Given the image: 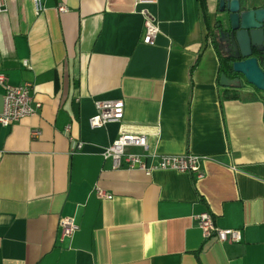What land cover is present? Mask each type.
Listing matches in <instances>:
<instances>
[{
    "label": "crops",
    "instance_id": "1",
    "mask_svg": "<svg viewBox=\"0 0 264 264\" xmlns=\"http://www.w3.org/2000/svg\"><path fill=\"white\" fill-rule=\"evenodd\" d=\"M218 4L43 0L37 14L33 0H0V73L41 104L0 125V264H264V94L223 97ZM117 100L122 119L90 127L94 103ZM121 133L144 136L150 154L202 157V178L113 170L102 152ZM204 212L241 241L204 239ZM62 218L78 232L62 238Z\"/></svg>",
    "mask_w": 264,
    "mask_h": 264
},
{
    "label": "built area",
    "instance_id": "2",
    "mask_svg": "<svg viewBox=\"0 0 264 264\" xmlns=\"http://www.w3.org/2000/svg\"><path fill=\"white\" fill-rule=\"evenodd\" d=\"M140 4H155L157 0H137ZM37 14L44 11L43 0H33ZM60 13H65L67 9L58 7ZM0 12H2L0 6ZM144 13V36L143 44L152 45L158 34V28L153 19ZM0 85L4 88L3 109L0 113V125L8 127L24 118L35 115L41 108V104L34 101L32 95V85L24 83L19 86H11L7 82L6 76L0 73ZM95 114L89 119L92 128H101L111 122H118L123 116V101H97L94 103ZM32 137L39 135L38 131L31 133ZM73 142V140L70 138ZM82 147L80 142L74 143L72 153L79 151ZM130 149H139L140 152H133ZM104 161L111 164L113 170H138L150 175L155 170H169L180 173L194 174L200 179L203 176L200 168L202 157L184 155H156L148 153V146L144 136L129 135L121 133L115 141L104 148L102 152ZM151 159V164L147 165V160ZM99 200H109L112 197L103 190L96 189ZM198 227L204 239L215 236L219 242H240L242 234L238 230H221L216 228L209 213L196 215ZM60 236L71 237L78 232L79 227L72 218H62L59 221Z\"/></svg>",
    "mask_w": 264,
    "mask_h": 264
},
{
    "label": "water",
    "instance_id": "3",
    "mask_svg": "<svg viewBox=\"0 0 264 264\" xmlns=\"http://www.w3.org/2000/svg\"><path fill=\"white\" fill-rule=\"evenodd\" d=\"M218 48L234 78L220 76V87L251 86L264 94V0H219L215 16Z\"/></svg>",
    "mask_w": 264,
    "mask_h": 264
},
{
    "label": "trees",
    "instance_id": "4",
    "mask_svg": "<svg viewBox=\"0 0 264 264\" xmlns=\"http://www.w3.org/2000/svg\"><path fill=\"white\" fill-rule=\"evenodd\" d=\"M214 33L215 30L210 32L209 34L212 36V41L213 44L216 48V52L218 54V59H219V71H220V76L222 74L226 75L228 78H234V74L231 72V67H230V61L226 58V56L221 52V50L218 48L216 39L214 38ZM250 88L253 91V95H260L261 92L257 91L251 86H245L243 89H236L233 87L230 88H223V97L228 100H240L242 99V96L244 95L243 90Z\"/></svg>",
    "mask_w": 264,
    "mask_h": 264
}]
</instances>
